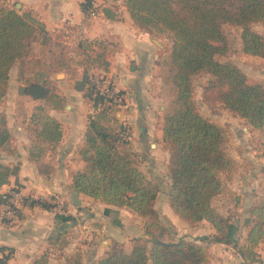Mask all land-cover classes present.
<instances>
[{"label":"trees","instance_id":"1","mask_svg":"<svg viewBox=\"0 0 264 264\" xmlns=\"http://www.w3.org/2000/svg\"><path fill=\"white\" fill-rule=\"evenodd\" d=\"M124 4L139 28L151 31L152 27L160 26L172 33L165 74L174 86L175 95L162 123V140L170 147L169 204L187 222L205 219L213 226L214 232L201 236L202 239L230 243L229 217L216 210L212 199L222 190L220 173L232 168L233 159L223 146V126L198 111L192 78L197 73H207L209 79L203 90L205 99L219 101L253 127L264 129V83L249 82L236 63L220 59L229 51L228 39L222 29L224 23L240 27L243 52L264 56V37L252 28L253 22H264V0H124ZM85 5L82 0L81 8ZM60 35L63 33L48 31L30 12L0 6V97L6 90L12 64L16 61L29 63L34 43L51 47ZM74 50H79L82 55L74 65L71 64L72 56H66L62 50L51 52L45 72L32 73L25 85L19 86V92L33 99L53 101V107H61L64 99L56 93L49 75L60 70L73 75L80 67L81 76L75 80L74 87L89 99L88 69L90 66L107 68V42L80 38ZM97 101L95 98L94 105ZM110 119L117 120L109 108L97 110L90 116L84 145L79 150L87 168L73 174V189L110 204L127 205L148 218L147 228L151 226L169 232L153 206L158 185L148 180L137 167L131 152L126 149L129 141L119 136V125L111 126ZM31 120L40 127L36 128L29 156L39 161L40 169H51L41 162V157L59 142L60 123L39 103L34 106ZM11 136L5 113L0 110V146L7 144ZM17 171L18 164L8 166L0 162V186ZM4 201L0 193V204ZM41 205L49 206L46 201ZM250 213L251 224L245 243L238 246V250L243 257L253 260L257 257L255 246L264 241V186ZM233 243L237 245L236 241ZM5 249L0 264H8L12 249L0 246L1 251ZM76 257L64 264H79ZM207 257L203 244L184 236L170 240L154 237L150 248L143 239L136 238L129 251L115 250L95 264H202ZM42 261L40 256L31 264H43Z\"/></svg>","mask_w":264,"mask_h":264},{"label":"crops","instance_id":"2","mask_svg":"<svg viewBox=\"0 0 264 264\" xmlns=\"http://www.w3.org/2000/svg\"><path fill=\"white\" fill-rule=\"evenodd\" d=\"M81 1L0 0V6L30 12L53 33L80 32L79 36H75L76 39L106 41L107 68L100 69L104 75L117 89L126 92L129 100L139 107L140 112L143 111L145 118L149 117V111L154 107L164 108L168 92L162 74L169 63L172 33L160 26L152 27L151 31L139 28L133 23L124 0H96L100 12L84 20ZM155 29H159L157 33ZM226 54L220 56V59L236 63L246 73L249 82L264 83V56L243 51L234 53L235 56ZM28 65L29 63L20 66L19 61L12 64L6 90L0 97V110L5 113L7 126L12 134L10 141L0 146V162L8 166L18 164L17 173L9 175L8 181L0 186V191L18 187L23 192H31L44 199H48L53 193H59L64 197V204L63 211L60 212L34 203L22 206L11 219H4L0 215V246L12 249L8 264H31L40 256L43 257V264H64L76 256L79 264H95L99 258L115 250L129 251L136 238L143 239L148 248L154 237L163 240L176 239L188 223L173 210L168 201L170 147L163 149V155L158 153L163 160L165 157L162 165L160 156L151 159L148 167L136 164L151 182L159 186L161 179L165 182L163 199L159 201L158 187L153 206L159 216L169 222V232L151 226L147 228L148 218L127 205L110 204L79 192L77 196L81 200V206L78 208L71 203L73 174L87 168L79 150L84 145L87 115L91 109L83 105V92L74 87L77 78L74 79L71 74L56 82L61 87V96L70 104L67 103L64 109L53 106L46 109L49 115L59 121L62 133L56 147L48 148L41 157V162L51 166V169L39 168V161L29 156L35 137L32 133L34 130L25 127L26 121L23 119L27 117L22 114V102L33 98L18 92L19 86L25 85L29 79ZM49 78L53 82L54 77L49 75ZM88 104L90 105V102ZM141 104L145 105V109L141 110ZM31 108L32 106L26 112L30 119L34 110ZM225 109L233 119L229 120L226 126L221 123L220 125L227 127L231 137L240 140L241 146L238 148L231 141L234 146L228 149L227 154L233 159V166L230 175L221 180L235 197L233 203L227 202L229 206L232 205L235 214L234 218L229 217L228 234L230 238L240 239L241 242L238 241L236 246L233 243L235 240L232 239L230 243L213 242L207 249L209 252H219L221 259H211L210 262L264 264V241L255 246L257 257L253 260L243 257L238 250V246L245 243L251 224L250 208L260 198L264 186V144H257L251 136L264 133V129L253 127L238 113ZM142 130V139L146 140L154 135L152 130H146L144 127ZM156 136L165 143L162 140V127L158 129ZM158 145L157 141L150 142L151 147H156L155 151L159 150ZM241 147L242 150L239 151ZM235 166L241 173L235 171ZM2 207L0 204V210ZM161 223L164 224L162 221ZM209 227V232L213 233L214 228L210 223ZM184 237L192 239L188 235ZM3 252H6V249L0 250V256ZM202 264L208 263L205 261Z\"/></svg>","mask_w":264,"mask_h":264},{"label":"rangeland","instance_id":"3","mask_svg":"<svg viewBox=\"0 0 264 264\" xmlns=\"http://www.w3.org/2000/svg\"><path fill=\"white\" fill-rule=\"evenodd\" d=\"M252 28L260 32L261 35L264 37V22L262 21L255 22L252 24ZM222 29L224 33L226 34L228 43H229V51L226 55L235 56L234 53H237V52L238 54L239 52L241 53L242 45H241V37H240V31H241L240 27L235 24L224 23L222 25ZM155 30L157 33L159 29H155ZM80 34H81L80 32H76V33L72 32L70 34L66 33V34L60 35L58 39L54 40L56 44L51 45V47L44 46V45L41 46L37 43H34L33 50H32L33 54L29 59V65L27 67V74L31 75L32 72L35 73L36 71H40L44 73L45 69H47L48 59H49L51 52H58L60 50H62L66 56H72L73 63L71 64L74 65L75 61L82 58L81 53L78 52L79 50H74L76 42L79 40V39H76V37L79 36ZM105 59H106V54H105ZM22 64L24 65V62ZM22 64L20 63V66H22ZM73 65H71L70 67H72ZM78 68H79L78 71L76 70V72H74L73 75L71 74V77H73L74 79L79 78L81 76V68L80 67ZM167 68L168 67H166L165 71L162 74L163 83L166 85L167 92H168V97H167L164 108L163 107L160 108L159 106L154 107L153 109L149 111V117L147 115L148 118H145L143 115V111L140 112L139 107L133 104L126 95L127 100L130 104L128 112L125 113L120 107H117L114 104L113 106H110V109H109L110 113L113 114V116L117 118V120H112V119L109 120V123L111 124V126L117 127V125L122 124V122H125L128 128L127 130H128V134L130 135V139H128L129 143L126 145V149L131 152L132 157L135 160V163L141 164L143 166L145 165L147 167L150 165L151 159H154L155 157L157 159V156H160L158 153L163 155V149H165V147H169V144L163 143L156 136V132L158 131V129L162 127L164 114L167 111H169L172 107V100L175 95L174 86L170 83L167 75L165 74L167 72ZM100 69H102V66H97V67L90 66L88 71H91L92 74L97 76L103 73ZM65 73L67 74L65 75ZM50 74L54 77V80L53 82H51V84H53V87L56 93L59 94V96L64 99L60 107L64 109L65 105L67 103L68 104L70 103L66 100L64 96H61V93H60L61 87H59L56 82L58 79H61L64 76H66V78L69 77L70 73H68L66 70H60L57 72H52ZM88 75H89V72H88ZM88 79H90L89 76H88ZM208 79H209V76L205 72L197 73L192 78L193 97H194L196 107L198 111L202 113L204 116L208 117L209 119H211L212 121L218 124L221 123L226 126V123L229 122V120L233 119V117H231V114L225 111L226 109L219 101L213 98L212 99L204 98L203 90L208 82ZM118 90L120 91L122 89H118ZM18 92H19V89H18ZM122 93L126 94L124 90L122 91ZM83 100H84L83 105L88 109L91 108L90 112L87 115V119L89 120L90 116L94 115L96 111L91 105L88 104V102H90L88 98L83 96ZM38 103L41 104L45 109L47 108L49 109L54 105L53 101H47V100H41V99L40 100L26 99L22 102V105L24 107L22 114L25 118L27 117V119H23V121H26L25 127L28 130H31V129L34 130L32 131L33 134H35L36 132L35 129L39 128V125H36V128H35V125L31 121L30 116H28L26 112L30 106H32L31 110H33L35 104H38ZM142 109H145L144 104H141V110ZM143 127L146 130L148 129L150 131L152 130V132L154 133L152 138L148 137L146 140L142 139V137L144 136V131L142 130ZM223 128L225 129L223 146H224L226 153L228 149L231 148V146H234V143L236 144V147L240 148L241 146L240 140H238L237 138L231 137V133L228 132L227 127H223ZM251 136L253 137V139L255 140L257 144L258 143L264 144V133L263 132L260 135L254 136L253 134H251ZM156 141L159 144L158 145L159 150L157 151H155L156 149L155 146H154L155 148L150 146V142L156 143ZM231 141H233L234 143H232ZM241 150H242V147L239 151ZM159 158L161 161L160 164L162 165L163 161L165 160V157H164V160H163V157L161 156ZM236 166H235V169H236L235 171H239V173H241V170L238 169V167ZM229 175H230V170L222 171L220 173V177L223 180ZM157 185L158 187H160L159 201H161L163 199V192L165 191L164 180L161 179L160 186L159 184ZM234 199L235 197H233V195L231 194L230 188L226 184L223 183L222 190L220 193H218L213 198L212 205L216 208L217 211L219 212L221 211V213L225 215L227 214L228 217L234 218L235 214L232 211V205L230 206L228 205L229 202L233 203ZM161 221L164 222L166 228L171 227L169 226V222L165 220V218L164 219L161 218ZM187 223L188 225H184V227L181 229V232L179 233L180 235H178L177 237L188 235L192 239L199 240V242H201L204 245V247L207 249L208 246H210L213 242L209 241L208 239H202L201 236L211 234L209 232L211 228L209 227V222L208 221H197V222H187ZM231 239L235 240L236 242L238 241L241 242L240 239H234V238H231ZM207 252H208V257L206 261L208 264L209 263L211 264L210 262L211 259H217V260L221 259L219 252L217 251L209 252L208 249H207ZM228 257L231 258L230 255H228ZM216 262L218 263V261ZM227 262L230 264V261H227Z\"/></svg>","mask_w":264,"mask_h":264},{"label":"built area","instance_id":"4","mask_svg":"<svg viewBox=\"0 0 264 264\" xmlns=\"http://www.w3.org/2000/svg\"><path fill=\"white\" fill-rule=\"evenodd\" d=\"M86 5L83 8L84 20H87L93 16L98 15L100 8L96 0H85ZM89 72V82L88 87L91 88V97L89 98L90 105L97 110L110 109L113 104L120 107L125 113L128 112L130 104L127 100L126 94L120 92L112 82L107 78L104 73L100 75H94L91 71ZM97 98L98 101L94 105V99ZM127 126L125 122L119 124L118 134L124 139H130L128 134ZM2 198L5 199L2 209L0 210V215L4 219H11L16 211L24 205H31L34 203L41 204L46 201L49 206L47 208L53 211H63L64 197L59 193H53L48 199H44L40 196H36L31 192H23L18 187L8 188L4 191H0Z\"/></svg>","mask_w":264,"mask_h":264},{"label":"water","instance_id":"5","mask_svg":"<svg viewBox=\"0 0 264 264\" xmlns=\"http://www.w3.org/2000/svg\"><path fill=\"white\" fill-rule=\"evenodd\" d=\"M16 6L19 7L18 4H16ZM70 193L71 203L79 208L81 206V200L77 196V191L75 189H71Z\"/></svg>","mask_w":264,"mask_h":264}]
</instances>
